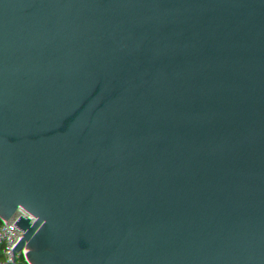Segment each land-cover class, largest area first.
Instances as JSON below:
<instances>
[{
    "label": "water",
    "instance_id": "95a60500",
    "mask_svg": "<svg viewBox=\"0 0 264 264\" xmlns=\"http://www.w3.org/2000/svg\"><path fill=\"white\" fill-rule=\"evenodd\" d=\"M0 264H264V0H0Z\"/></svg>",
    "mask_w": 264,
    "mask_h": 264
}]
</instances>
